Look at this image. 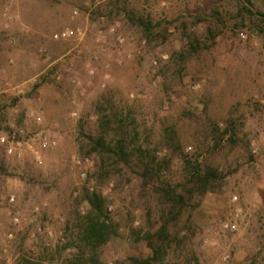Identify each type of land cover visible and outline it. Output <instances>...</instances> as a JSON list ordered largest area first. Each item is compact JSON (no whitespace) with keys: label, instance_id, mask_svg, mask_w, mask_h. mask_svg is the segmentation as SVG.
I'll return each mask as SVG.
<instances>
[{"label":"rangeland","instance_id":"obj_1","mask_svg":"<svg viewBox=\"0 0 264 264\" xmlns=\"http://www.w3.org/2000/svg\"><path fill=\"white\" fill-rule=\"evenodd\" d=\"M84 1L0 0V133L21 126L55 142L42 150L40 165L27 146L0 145V264L6 246L16 264H76L74 246L81 264H131L150 255L147 234L168 219V208L153 189L155 177L143 179L107 151L92 152L91 139L111 115L125 117L128 149L143 145L164 158L162 174L173 186L197 163L222 168L213 192L189 198L169 226L162 263L264 264V0H115L111 10L103 5L89 15ZM139 18L154 28L144 31ZM65 27L86 28L83 52L103 32L107 52L98 54L93 75L79 57L67 71L61 58L75 43L50 40ZM124 52L131 59L115 64ZM51 70L59 82L32 84ZM83 158L90 164L76 165ZM89 187L105 199L116 229L94 256L80 239L89 209L77 202ZM14 215L31 224L9 243ZM227 221L235 233L221 229Z\"/></svg>","mask_w":264,"mask_h":264},{"label":"trees","instance_id":"obj_2","mask_svg":"<svg viewBox=\"0 0 264 264\" xmlns=\"http://www.w3.org/2000/svg\"><path fill=\"white\" fill-rule=\"evenodd\" d=\"M136 22L144 31L150 32L154 28L150 21L143 18L136 19ZM119 115L122 116V114ZM116 118V115H111L110 117H103L102 120L99 119L102 124L101 127L99 124V128L101 129L95 139H91V150L98 154L107 151L112 158H116L119 164L138 168L142 172L143 179L151 178L152 180L154 177L157 179L156 184L153 185V189L168 208L169 217L161 223L154 233L147 234L146 240L150 247V255L142 258H132L131 264H164L161 260H163L166 252V242L170 237L168 233L169 226L179 218L186 208L189 198L192 196L202 198L204 195L213 192L211 184L220 176H223V171L219 165L211 167L210 163H206L204 166L197 163L195 169L185 174L186 179L184 182L173 186L166 181L165 176L162 174L164 158L157 157V150L148 149L147 146L137 145L134 148L128 149L125 142L126 133H123L125 117L119 118L117 121ZM109 119H115V137H113L110 144L105 140L106 129L110 124ZM213 129V133H218L216 124L215 126L213 125ZM224 130L222 134H227L229 130L233 129L229 126ZM222 134L218 139L219 141L223 136ZM186 164H189V162L186 161ZM77 202L86 204L89 209L83 215L85 224L82 227L80 239L84 246L91 250L92 256H94L96 250L105 244L112 234L116 233V229L114 224L109 221L106 201L99 192L87 190L78 198ZM25 235L26 238L29 237L28 232ZM44 236L46 237V235ZM74 248L75 255L73 258H75L76 264H81V257H79L82 253L81 247L74 246ZM21 261L22 264H35L23 258H21Z\"/></svg>","mask_w":264,"mask_h":264},{"label":"built area","instance_id":"obj_3","mask_svg":"<svg viewBox=\"0 0 264 264\" xmlns=\"http://www.w3.org/2000/svg\"><path fill=\"white\" fill-rule=\"evenodd\" d=\"M115 0H85L84 1V9L86 11V14L89 15L93 12L99 11L101 6L103 5H108V9L111 10L112 8V2ZM110 5V6H109ZM78 9H75L73 12V16L78 15ZM105 18L101 17V21H103ZM116 27H118V24L110 26L108 33L110 34H115ZM86 36V28H70V27H65L61 29L60 31L54 33L51 37L50 40L53 42H72L75 43V46L70 49L62 58L63 62L68 64L67 71H71V63L70 61L74 57H79L84 61V66L85 70L89 75L94 74V68L93 64H95L98 60V54H106L107 52V47H106V42H105V36L101 30L97 31V35L95 38L96 41V46L91 47L86 50V52H83L79 46L81 43L84 41ZM116 43L121 46L124 42V39L120 35H114ZM239 37L242 41L246 39V36L244 33H240ZM144 43V42H143ZM46 50L43 49L40 51L41 54H45ZM131 53L129 52H124L122 53H117L114 57V63L117 65H122L125 61L131 59ZM108 67V64H105V68ZM61 74L57 73L53 70L50 72H42L40 73L37 77H35L31 82L34 85H37L41 82H46L49 79H53L55 82H59L61 80ZM38 79V80H37ZM37 120L40 121V118L37 117ZM0 145L4 146L5 149L8 151L15 150L18 147L21 146H27L29 150L31 151L32 158L34 162L38 165L42 164L43 158H42V150L51 148L55 145L54 140L44 138V137H38L36 139L35 135H30L28 134L23 127L21 126H14L10 125L9 129L6 132H1L0 133ZM255 153V149L252 151ZM76 165H81L82 163L84 164H90V161L88 158H83V159H76L75 160ZM89 190L92 191V187H89ZM237 200V197H232V201L235 202ZM9 204L14 203V196L9 197L8 199ZM34 212L37 213L39 212V207L34 208ZM31 224L30 219H21L19 216L14 215L12 216L11 219V225L15 229V233L10 232L6 235V238L9 243L15 240V237L17 234L21 233L23 230V226H27ZM221 229L225 232L228 233H235L237 230V226L235 222L232 221H227V222H222L221 223ZM36 234L32 233L31 237H35ZM47 236L51 238L53 235L51 232L47 233ZM1 257H2V262L1 264H16L17 257L12 256L10 253L9 247H4L1 251ZM229 260V256L225 255L222 258V261L224 263H227Z\"/></svg>","mask_w":264,"mask_h":264},{"label":"water","instance_id":"obj_4","mask_svg":"<svg viewBox=\"0 0 264 264\" xmlns=\"http://www.w3.org/2000/svg\"><path fill=\"white\" fill-rule=\"evenodd\" d=\"M26 97L28 98V95H26Z\"/></svg>","mask_w":264,"mask_h":264},{"label":"crops","instance_id":"obj_5","mask_svg":"<svg viewBox=\"0 0 264 264\" xmlns=\"http://www.w3.org/2000/svg\"><path fill=\"white\" fill-rule=\"evenodd\" d=\"M25 98H27L26 96H24Z\"/></svg>","mask_w":264,"mask_h":264}]
</instances>
